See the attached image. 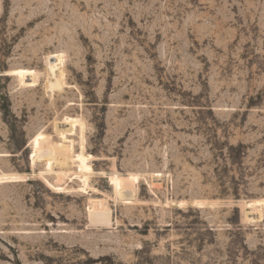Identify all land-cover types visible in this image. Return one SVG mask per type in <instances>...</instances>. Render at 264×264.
Here are the masks:
<instances>
[{
    "label": "rangeland",
    "instance_id": "374dc122",
    "mask_svg": "<svg viewBox=\"0 0 264 264\" xmlns=\"http://www.w3.org/2000/svg\"><path fill=\"white\" fill-rule=\"evenodd\" d=\"M0 264H264V0H0Z\"/></svg>",
    "mask_w": 264,
    "mask_h": 264
},
{
    "label": "bare ground",
    "instance_id": "6f19581e",
    "mask_svg": "<svg viewBox=\"0 0 264 264\" xmlns=\"http://www.w3.org/2000/svg\"><path fill=\"white\" fill-rule=\"evenodd\" d=\"M42 145H46V143H45V142H40V141H39V146L41 147ZM61 151H62V149H58V150H57L58 153H60ZM65 177H66L65 174L59 173V174L56 175L55 179H56V181H57L58 183H61V182L64 181ZM126 183H127V184L130 183V181L124 182V186H125ZM153 187H155V186H153Z\"/></svg>",
    "mask_w": 264,
    "mask_h": 264
}]
</instances>
